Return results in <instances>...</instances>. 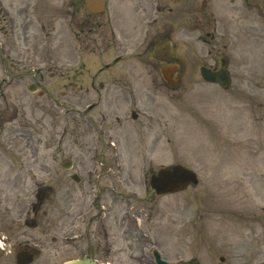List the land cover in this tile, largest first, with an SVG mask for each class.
<instances>
[{"label": "rangeland", "instance_id": "rangeland-1", "mask_svg": "<svg viewBox=\"0 0 264 264\" xmlns=\"http://www.w3.org/2000/svg\"><path fill=\"white\" fill-rule=\"evenodd\" d=\"M220 1L108 0L105 16L114 13L116 8L120 19L143 15L147 37L152 39L155 36L156 40L145 53L140 48L129 56V64L124 69L126 75L119 79L128 84V78L132 80L135 74L138 78L140 68H144L147 86L141 94L143 100L134 102L130 96L132 101L129 100V106L124 107L121 119L108 118L105 124L116 140L126 136L133 139V150L130 156H125L129 157L126 160L129 168H134L130 172L126 197H114L110 243L100 245V249H91L92 255L101 261L109 264H156L152 249L157 247L172 263L197 256L204 264H264V33L259 31L254 38L243 36V44L238 46L234 44V36L237 35L238 39L241 36L236 29L249 28L250 23L228 26L231 40L228 44L233 54L229 68L233 81L227 90L204 82L200 76V66L212 63L210 54L217 52L219 44L212 48L211 43L206 46L199 40L188 43L195 39L191 38L196 35L191 32L193 26L202 30L208 40L219 41L220 20L223 18ZM83 12L87 13L85 8ZM254 18L259 20L253 22L256 29L263 27L261 17ZM18 23V44L38 45L37 60L49 56L52 62H57L63 58L59 41L62 30L57 21L54 27L50 25L44 32L39 31L40 35L32 32L26 35L22 29L23 22L19 20ZM93 35L97 37L95 33ZM1 38L6 36L0 33ZM167 38L175 42L176 58L182 63V82L177 88L164 81L161 63L152 57L155 45ZM246 41L252 44L247 45ZM12 43L11 39L6 40V44ZM208 49L212 50L210 54ZM105 53L108 62L113 59L110 52ZM97 54L95 57L101 58ZM83 55L87 54L84 52ZM114 72L118 73L119 68ZM2 77L4 74L0 69V80ZM113 80L111 75L107 78L111 89ZM29 82L30 77L27 76L20 83L7 86L11 99L17 101L19 107L18 119L13 124L32 117L31 105L36 102L28 91ZM91 95L95 98L93 93ZM42 102L58 106L57 101L47 98ZM5 105L3 102L2 106ZM102 105H106V100L99 103V108ZM136 105L164 114L159 117L163 125L161 129L152 125L150 134H160V142L172 151L161 153L162 149L157 147L151 155L145 149L148 129L143 127L138 131L141 124H136L137 121L130 116ZM97 111L98 107L88 112V116L99 117ZM137 111L143 113L142 110ZM74 112L67 113V120H72L69 116L76 115ZM41 115L47 116L43 123L52 127V122H49L52 116L44 111ZM88 119L90 117L81 118V150L85 157L91 156L90 147L97 134ZM54 123L57 125V118ZM135 141H138L136 146ZM65 151L64 154L52 150L51 155L62 158L71 152L66 147ZM179 160L197 171L200 178L197 185L161 196L148 190L149 174L153 171L149 167L156 170ZM68 181L77 188L80 186L69 177ZM44 247L33 264H62L88 252L86 245L72 242L49 243Z\"/></svg>", "mask_w": 264, "mask_h": 264}, {"label": "flooded vegetation", "instance_id": "flooded-vegetation-1", "mask_svg": "<svg viewBox=\"0 0 264 264\" xmlns=\"http://www.w3.org/2000/svg\"><path fill=\"white\" fill-rule=\"evenodd\" d=\"M224 4L222 10L228 15V21H223V25L250 23L242 33L253 38L254 15L257 10H264V0H227ZM81 7L82 0H0L1 32L14 42L0 41L5 74L0 86L19 83L28 75L32 80L28 86L38 88L32 115L44 111L53 115L54 122L56 118L59 122L52 129L41 124L40 118L31 120V124L11 125L8 123L18 115V106L12 102L11 106L6 103L3 107L0 103V242L3 248H0V264H9L20 252L32 251L35 249L32 245L47 244L50 240L57 243L77 236L79 242L89 245L110 243L109 212L114 180H125L124 167L116 156L115 143L104 140L103 130L91 146L92 155L80 156L82 153L77 149L82 143V126L76 115L74 125H69L66 113L67 110L81 113L80 107L87 113L96 107V102H90L94 100L93 91L96 101L104 97L109 105L100 109V117L93 119V124L103 125L108 115L119 119V108L113 101L125 97V83L115 78L111 89L110 82L97 81L100 73L110 66L90 74L83 66L73 65L64 58L57 62L49 58L37 60L35 53L39 46L19 45L15 32L19 28L16 20H22L23 31H28L33 23L41 29L55 20L65 24L69 15L67 27L78 33L89 21L83 18ZM220 37V44L224 46L222 59L227 54L226 32ZM46 95L58 102V111L51 112V105L41 102ZM0 97L4 101L8 99L3 92ZM67 142L71 143L70 151L76 152L74 158L67 162L66 158L51 155L52 149L65 153ZM67 165L72 170H67ZM72 173L82 179L79 189L67 182V176ZM27 228L39 231L27 233Z\"/></svg>", "mask_w": 264, "mask_h": 264}, {"label": "water", "instance_id": "water-1", "mask_svg": "<svg viewBox=\"0 0 264 264\" xmlns=\"http://www.w3.org/2000/svg\"><path fill=\"white\" fill-rule=\"evenodd\" d=\"M87 2H88V5L90 6L91 0H87ZM163 49H164V46H160L154 55L156 57H161ZM202 75L207 80L218 81L224 87H228L230 83V79L228 75L223 70L214 72L211 69L203 67ZM159 180H160L159 182L154 183V186L157 185V188L159 189V191H166L169 189L170 190H181V189H184L189 183L198 182V178L196 174L181 165H176L173 168L162 169L159 174ZM160 184L162 186V190L160 189L161 187H159ZM156 257H157L158 264H169L168 262L162 260L160 254L157 252H156ZM64 264H101V263H97L96 261L90 259L89 257H86L85 259L71 260ZM179 264H200V262L196 258H193L188 261H183Z\"/></svg>", "mask_w": 264, "mask_h": 264}]
</instances>
